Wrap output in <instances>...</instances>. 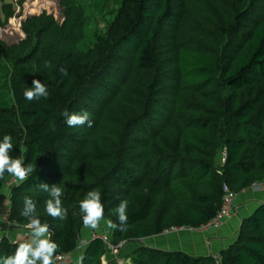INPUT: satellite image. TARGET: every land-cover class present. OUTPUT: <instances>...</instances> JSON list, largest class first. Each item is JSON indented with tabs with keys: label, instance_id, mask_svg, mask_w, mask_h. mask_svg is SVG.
Segmentation results:
<instances>
[{
	"label": "trees",
	"instance_id": "trees-1",
	"mask_svg": "<svg viewBox=\"0 0 264 264\" xmlns=\"http://www.w3.org/2000/svg\"><path fill=\"white\" fill-rule=\"evenodd\" d=\"M60 2L62 25L43 14L24 43L0 49V142L10 135V156L33 166L9 192L10 220L28 224L30 197L56 255H72L84 231L80 201L95 190L100 223L118 225L110 241L135 245L132 264H264V204L217 260L140 243L208 223L225 185L240 193L264 181V0ZM33 79L48 95L29 101ZM65 111H87L92 126L69 127ZM41 183L62 189L65 220L46 213ZM124 199L120 226L114 209ZM20 243L1 239L0 256ZM80 254L74 264H103L106 247L92 236Z\"/></svg>",
	"mask_w": 264,
	"mask_h": 264
},
{
	"label": "clouds",
	"instance_id": "clouds-1",
	"mask_svg": "<svg viewBox=\"0 0 264 264\" xmlns=\"http://www.w3.org/2000/svg\"><path fill=\"white\" fill-rule=\"evenodd\" d=\"M60 72L64 76H67L68 74L64 68H61ZM47 95L48 92L46 86L37 79H33L32 87L24 92L25 99L29 101L39 99L41 96L46 97ZM63 115L66 124L69 127L83 126L85 124L89 127L92 126V121L90 120L87 111L72 113L65 111ZM12 149V137L10 135H5L3 141L0 142V178H3L5 172H7L20 182L26 181L29 175L33 172V166L31 163L25 165L23 158H13L10 156L9 153ZM39 187L43 191L49 192L50 198L45 201L46 213L53 219L58 218L61 221L65 220L68 211L62 206V189L55 185L49 187L46 183H41ZM9 192L10 191H8V193ZM127 208L128 201L124 199L121 200L119 205L114 209V213L120 222V226L127 223ZM80 209L83 213L82 220L85 229L95 230L99 227L100 222L104 220V206L99 191H89L85 198L80 201ZM36 213V203L30 197H25L24 208L21 211V215L29 221L26 227L30 232L31 239L28 242L20 243L13 255L0 256V264H55L54 257L56 256L59 246L52 241L49 226L47 224H42ZM105 224L109 229L115 230L118 228V225L111 219L106 220ZM144 241L145 240H142L140 243L144 245ZM87 242L88 241H86L85 244L81 243L80 245L82 246H80V249L85 246ZM214 256L217 255H213L212 257L214 258ZM108 258L112 264H114L113 259L106 254L103 256L102 262L103 259L108 261ZM74 263L75 262L73 261V264Z\"/></svg>",
	"mask_w": 264,
	"mask_h": 264
},
{
	"label": "crops",
	"instance_id": "crops-1",
	"mask_svg": "<svg viewBox=\"0 0 264 264\" xmlns=\"http://www.w3.org/2000/svg\"><path fill=\"white\" fill-rule=\"evenodd\" d=\"M8 190L0 187V203L5 200ZM264 204V190H245L237 194L235 199V211L226 223L218 230L207 231H184L171 234H162L144 241V245L165 252H183L191 256L209 257L217 255L221 250L227 248L236 240L241 223L248 218L259 206ZM23 226L15 225L7 228L0 226V240L3 238L13 241L23 233ZM83 235L81 239L88 238ZM31 236L26 242L30 241ZM82 246V245H80ZM84 246L71 257L76 260ZM112 264L110 259H107Z\"/></svg>",
	"mask_w": 264,
	"mask_h": 264
},
{
	"label": "rangeland",
	"instance_id": "rangeland-1",
	"mask_svg": "<svg viewBox=\"0 0 264 264\" xmlns=\"http://www.w3.org/2000/svg\"><path fill=\"white\" fill-rule=\"evenodd\" d=\"M64 5L65 3L60 2V0H0V49L4 47L17 48L24 43L29 37L26 26L32 23V19L43 14L52 17L57 25H62L65 20ZM12 177L14 176L8 177V180ZM108 229L106 224L99 225L95 230L84 228L83 235L90 234V236L85 239L80 238L79 245L80 243L85 244L94 235L98 237L103 235ZM121 243L123 244L119 255L121 254L124 264H132L128 252L133 251L135 245L127 242ZM72 260L75 262L73 258Z\"/></svg>",
	"mask_w": 264,
	"mask_h": 264
},
{
	"label": "built area",
	"instance_id": "built-area-1",
	"mask_svg": "<svg viewBox=\"0 0 264 264\" xmlns=\"http://www.w3.org/2000/svg\"><path fill=\"white\" fill-rule=\"evenodd\" d=\"M222 161H224V159ZM19 183L20 181H18L15 177H12L5 182L4 186L8 191H10L12 187L18 185ZM247 190H253V191L264 190V181L252 183V185ZM236 196L237 193H234L228 188V186L225 185L223 187V196L221 200L220 209L212 220H210L208 223H206L200 228H191L185 226L172 227L170 229L165 230L163 234H171V233L184 232V231H207V230L220 229L235 211ZM15 225L16 224H14L10 220V216H9V193H8L5 200H3L2 203H0V226L10 228ZM28 232L29 230L25 226L23 229V233L20 236L16 237L12 242H21V243L26 242V240L29 237ZM94 238H99L103 242V244L106 247V255L110 256L113 259L114 264H124L123 259L119 255L123 243H118L117 245H114L110 241L108 231L99 237L96 235L94 236ZM140 241L142 242V240ZM214 259L217 260L218 257L214 256ZM55 264H73V260L71 255H56ZM103 264H108V262L105 259H103Z\"/></svg>",
	"mask_w": 264,
	"mask_h": 264
}]
</instances>
